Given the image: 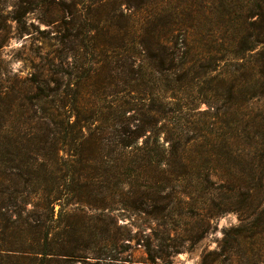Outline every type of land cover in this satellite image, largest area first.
<instances>
[{"label": "trees", "instance_id": "16d2710c", "mask_svg": "<svg viewBox=\"0 0 264 264\" xmlns=\"http://www.w3.org/2000/svg\"><path fill=\"white\" fill-rule=\"evenodd\" d=\"M105 1L117 3L114 17L132 23L129 42L114 25L118 43L111 56L100 55L81 71L57 49L59 62L49 59L47 73L29 80L31 95L24 100L31 120L0 122V264H132L126 251L133 240L143 247L145 262L155 263L162 257L157 243L118 225L116 213L147 212L149 206L148 213L169 212L175 204L200 221L189 235L196 240L219 216H237L222 228L216 246L201 254L200 264H264V0L98 3ZM76 34L71 31L61 44ZM147 66L159 74V99L150 91ZM70 76L78 80L74 88L64 82ZM91 78L100 81L96 96L114 98L85 113L81 84ZM106 79L114 80L110 93ZM184 85L199 87L192 99L205 109L180 104L177 92ZM134 90L140 106L130 101ZM217 94L226 103L230 134L211 138L210 169L193 170L186 150L195 137L166 146L153 135L155 122L177 110L189 117L193 110L209 119L215 133ZM8 96L0 90V102ZM65 102L74 108V120ZM12 105L14 111L24 103ZM241 125L245 135L237 134ZM177 149L181 165L171 169ZM172 186L179 189L164 192Z\"/></svg>", "mask_w": 264, "mask_h": 264}, {"label": "rangeland", "instance_id": "374dc122", "mask_svg": "<svg viewBox=\"0 0 264 264\" xmlns=\"http://www.w3.org/2000/svg\"><path fill=\"white\" fill-rule=\"evenodd\" d=\"M50 1L0 0V90L9 91L10 95L4 98V102H0V122L4 125L13 124L16 126L22 120H31V105L28 104V108H26V100H24V97L31 95L29 80L35 79L36 76L42 77L44 72L47 73L45 68H47L49 59L53 58L56 59V63L59 62L60 59L55 52L57 49H64L66 56H69V61L76 67V71H81L93 65V61H96L100 55L107 59L111 56L115 45L118 43V39L112 35L114 25H120L119 34L121 38L128 40V42L130 40L132 32L129 30H131L132 23L123 17L113 16V13L117 11L115 10L117 3L105 1L101 4L98 3V0H54V3ZM73 1L77 3L75 7L70 6V2ZM122 9L124 13L128 14L129 10ZM10 15L20 16L16 21L15 19L11 20ZM49 17L50 20L47 22ZM71 31L77 33L76 37L71 40L72 42H67L66 45L61 44L60 39H66L65 37ZM97 44L101 45L99 50L95 48ZM68 47H71L72 50H67ZM146 72H149L153 77V85L150 91L153 92L154 98L159 99V93H162L158 90L161 82L156 79L159 74L150 66L146 67ZM64 82L74 88L78 80L70 76L69 78L65 77ZM99 82L96 78H91L85 79L81 84L82 97L79 101H81L80 105L84 108L85 113L103 105L106 100L114 98L112 94L106 97V100H102L103 96L95 95L97 91L95 87ZM111 82L114 80L111 81L110 79L107 82L106 93H110L114 88ZM198 88V86L193 85L182 86L181 91L177 92L181 95L180 104L196 106L198 107L197 110L205 109V103H199L192 99L198 97ZM66 92L69 91L66 90ZM138 96V91L130 92V101L136 106H140L142 103L137 99ZM215 99L214 103L217 106V112L220 114L219 118L214 120L216 121L215 133L210 132L211 125L207 124L210 122L209 119L198 114V112H193V110L189 117L185 114V110H177L166 118H158L155 122L156 132L153 135H160V141L166 146H173L178 142L183 143L185 139L195 137L196 140L188 144L186 150L192 158L187 166L193 170L210 169L212 164L207 157L211 138L217 137L221 141L230 134L227 128L229 124L225 123L226 103L223 101L222 95L217 94ZM14 102H21L24 105L12 111L11 108L16 107L12 105ZM55 103L60 104L58 101ZM65 103L64 107L68 108V114L71 115L70 119L74 120L77 115L74 108L70 107V102ZM162 127L164 132L159 133V129ZM242 127L243 125L237 131L238 135H245L241 134ZM72 134L77 135L75 131ZM178 151L177 149L170 155L169 168L171 169L179 168L181 165L178 162ZM149 171L155 174L152 169ZM175 189L179 188L177 186L168 187L164 192L175 191ZM201 193H203L202 190L199 191V194ZM173 202H176V199H173ZM57 208L58 205L55 206V209ZM148 212H153L150 210V206L147 208V212L146 210H135V212L120 211L116 213L118 214V225L126 226L135 237L149 235L154 243H157L155 245L156 254L162 256L156 257L155 263L145 262L146 253L143 247L135 244L133 240L131 248L126 251L133 260L132 264H200L201 254L216 246L221 237L222 228L237 222V216L234 213L219 216L215 222L216 226L214 228L211 226L204 237L196 240L194 237L190 238L189 235L191 229H194L200 221L187 209H179V205L175 204L174 210L169 212H155L156 214ZM111 232L116 231L113 229ZM174 243L175 246H171ZM173 250L175 251L173 252ZM111 264H123V262L117 261V263Z\"/></svg>", "mask_w": 264, "mask_h": 264}]
</instances>
